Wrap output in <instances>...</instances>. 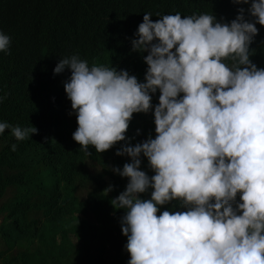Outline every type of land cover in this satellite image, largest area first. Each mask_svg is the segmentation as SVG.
<instances>
[{
  "label": "clouds",
  "instance_id": "9594fccd",
  "mask_svg": "<svg viewBox=\"0 0 264 264\" xmlns=\"http://www.w3.org/2000/svg\"><path fill=\"white\" fill-rule=\"evenodd\" d=\"M171 2L0 0V146L59 220L74 172L113 191L127 264H264V0Z\"/></svg>",
  "mask_w": 264,
  "mask_h": 264
},
{
  "label": "trees",
  "instance_id": "16d2710c",
  "mask_svg": "<svg viewBox=\"0 0 264 264\" xmlns=\"http://www.w3.org/2000/svg\"><path fill=\"white\" fill-rule=\"evenodd\" d=\"M174 10L185 15L211 12L209 5L199 0H172L171 8H162L160 13ZM133 129L155 138L150 117H138ZM10 146H0V202L8 189L14 190V205L0 204V264H127V238L121 234L120 239V222L110 214L114 192L106 193L97 182L79 178V174L77 178L74 172L59 199V220L52 208L39 211L34 206L33 188L27 184L28 179L34 180L29 177V147L24 142L17 143L12 151ZM107 161L116 164L111 154ZM63 172L47 169L39 182L51 186L63 177ZM106 200L107 211L102 208ZM22 217L24 222L13 229ZM73 236H77L79 244Z\"/></svg>",
  "mask_w": 264,
  "mask_h": 264
},
{
  "label": "bare ground",
  "instance_id": "6f19581e",
  "mask_svg": "<svg viewBox=\"0 0 264 264\" xmlns=\"http://www.w3.org/2000/svg\"><path fill=\"white\" fill-rule=\"evenodd\" d=\"M92 260V259H91Z\"/></svg>",
  "mask_w": 264,
  "mask_h": 264
}]
</instances>
